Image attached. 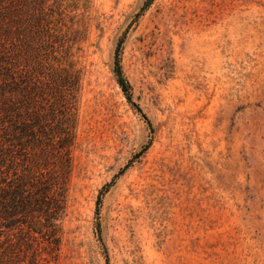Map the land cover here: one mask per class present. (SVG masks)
I'll list each match as a JSON object with an SVG mask.
<instances>
[{"label": "rangeland", "instance_id": "374dc122", "mask_svg": "<svg viewBox=\"0 0 264 264\" xmlns=\"http://www.w3.org/2000/svg\"><path fill=\"white\" fill-rule=\"evenodd\" d=\"M146 1L57 0L80 71L66 209L56 248L10 231L6 264H264V0Z\"/></svg>", "mask_w": 264, "mask_h": 264}, {"label": "trees", "instance_id": "16d2710c", "mask_svg": "<svg viewBox=\"0 0 264 264\" xmlns=\"http://www.w3.org/2000/svg\"><path fill=\"white\" fill-rule=\"evenodd\" d=\"M122 41L115 50L116 82L152 130L132 100ZM73 44L57 0H0V264H6L10 231L28 243L58 246L80 87ZM99 203L100 196L96 214Z\"/></svg>", "mask_w": 264, "mask_h": 264}]
</instances>
